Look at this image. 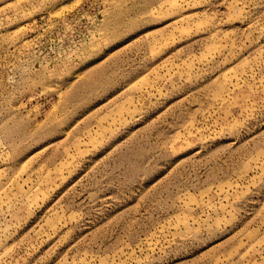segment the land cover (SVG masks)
<instances>
[{
	"label": "rangeland",
	"instance_id": "1",
	"mask_svg": "<svg viewBox=\"0 0 264 264\" xmlns=\"http://www.w3.org/2000/svg\"><path fill=\"white\" fill-rule=\"evenodd\" d=\"M0 264H264V0H0Z\"/></svg>",
	"mask_w": 264,
	"mask_h": 264
}]
</instances>
